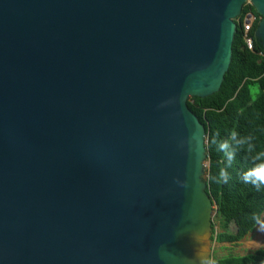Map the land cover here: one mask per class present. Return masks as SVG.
<instances>
[{"label":"water","instance_id":"1","mask_svg":"<svg viewBox=\"0 0 264 264\" xmlns=\"http://www.w3.org/2000/svg\"><path fill=\"white\" fill-rule=\"evenodd\" d=\"M247 1L0 0V264L210 260L188 100L220 91Z\"/></svg>","mask_w":264,"mask_h":264},{"label":"trees","instance_id":"2","mask_svg":"<svg viewBox=\"0 0 264 264\" xmlns=\"http://www.w3.org/2000/svg\"><path fill=\"white\" fill-rule=\"evenodd\" d=\"M253 12L258 20L250 32L254 49L244 41V32L237 26L232 62L220 91L208 98H191L189 109L204 125L207 134V193L217 207L220 232L212 227L219 243L237 244L255 231L264 214V185L257 189L245 183L242 174L264 162V48L255 37L261 16L253 6L243 8V14ZM258 87L254 99L252 88ZM236 138H232V133ZM242 141V143H238ZM228 148L221 149L222 143ZM228 153H232L231 161ZM229 174L227 183H217L220 169ZM216 264H264V248L244 256H226Z\"/></svg>","mask_w":264,"mask_h":264},{"label":"rangeland","instance_id":"3","mask_svg":"<svg viewBox=\"0 0 264 264\" xmlns=\"http://www.w3.org/2000/svg\"><path fill=\"white\" fill-rule=\"evenodd\" d=\"M259 93V88L254 87L252 88L253 98L257 97ZM209 167L208 161L205 163L204 169V181L207 178V169ZM261 221H264V214L262 216ZM212 227H214L216 233L220 232L219 221L216 218V206L213 207L212 212ZM212 232V246L210 251V260L209 261H216L222 257L226 256H244L250 253H254L255 251L264 248V225L258 224L255 228V231L249 234L246 238L242 241L238 242L237 244H227V243H219L214 239L213 231ZM216 264V263H215Z\"/></svg>","mask_w":264,"mask_h":264},{"label":"clouds","instance_id":"4","mask_svg":"<svg viewBox=\"0 0 264 264\" xmlns=\"http://www.w3.org/2000/svg\"><path fill=\"white\" fill-rule=\"evenodd\" d=\"M232 138L235 139L236 138V133L233 132L232 133ZM238 143H242V141H238ZM221 149H226L228 148V143H222L220 145ZM228 158L231 161L232 159V153H228ZM242 179L245 183H250L252 185H254L257 189L260 188L261 185H264V162L259 163L258 165H256L255 167L245 171L242 174ZM229 180V174L227 172L226 169H220L219 172V179L217 180V183H227ZM255 220L258 224H262L264 225V221H261L259 219V217H255ZM204 264H215L214 261H209V260H205Z\"/></svg>","mask_w":264,"mask_h":264},{"label":"built area","instance_id":"5","mask_svg":"<svg viewBox=\"0 0 264 264\" xmlns=\"http://www.w3.org/2000/svg\"><path fill=\"white\" fill-rule=\"evenodd\" d=\"M246 6H252L250 0H248L245 4ZM258 20V17L253 12L249 11L245 14H242L237 20L236 24L237 26H241L244 32V41L248 49L253 50L254 49V40L250 35L251 30L254 27V24Z\"/></svg>","mask_w":264,"mask_h":264},{"label":"bare ground","instance_id":"6","mask_svg":"<svg viewBox=\"0 0 264 264\" xmlns=\"http://www.w3.org/2000/svg\"><path fill=\"white\" fill-rule=\"evenodd\" d=\"M261 18H262V17H261ZM261 20H262V19H261ZM190 99H191V98H189V100H190ZM189 100H188V101H189Z\"/></svg>","mask_w":264,"mask_h":264}]
</instances>
